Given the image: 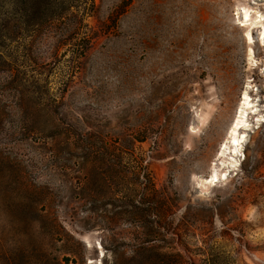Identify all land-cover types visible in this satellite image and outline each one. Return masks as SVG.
<instances>
[{"label": "rangeland", "instance_id": "obj_1", "mask_svg": "<svg viewBox=\"0 0 264 264\" xmlns=\"http://www.w3.org/2000/svg\"><path fill=\"white\" fill-rule=\"evenodd\" d=\"M263 24L257 0H0V264H264Z\"/></svg>", "mask_w": 264, "mask_h": 264}, {"label": "bare ground", "instance_id": "obj_2", "mask_svg": "<svg viewBox=\"0 0 264 264\" xmlns=\"http://www.w3.org/2000/svg\"><path fill=\"white\" fill-rule=\"evenodd\" d=\"M259 2H263L264 0H257ZM245 13H247V18L245 16ZM244 26H249V31L247 32V39L249 40V43H253V38H252V35H251V29L253 27V24H252V12L250 10H247L245 8V11H244ZM258 18H262V15ZM257 19V18H256ZM263 21V20H262ZM256 23V22H255ZM257 24V23H256ZM262 35H264V24L262 26ZM251 53H253V50L251 49L250 50ZM245 102L242 104L241 106V116H239L237 118V120L234 122L233 126H232V134H231V138H230V142H229V145L231 148H235V152L234 154L231 152V156L233 158H238L240 157L241 155L239 154V148H243V140H241V138L237 137L238 133H239V128L241 126V124L243 123V114H244V111L247 110L246 107L248 108H251V109H254V106L251 105V103H249V98L247 97V94H245ZM244 106V107H243ZM259 122H263V120H258ZM232 141L234 143H236L234 146L232 145ZM225 148H227V146H225ZM225 152L224 150L222 151V154H221V157H224L225 156ZM226 175V174H225ZM214 180H217V182H220L222 180V176H219L216 172H214V174L212 175V178L211 180L207 179L206 180V183H209V184H215L214 183Z\"/></svg>", "mask_w": 264, "mask_h": 264}, {"label": "trees", "instance_id": "obj_3", "mask_svg": "<svg viewBox=\"0 0 264 264\" xmlns=\"http://www.w3.org/2000/svg\"><path fill=\"white\" fill-rule=\"evenodd\" d=\"M47 6H50V2H48V5ZM97 140L100 141V147L103 149H100V151L102 152L104 158H123V155L126 154V153H129L128 151H126V149L124 148H121L119 145H118V141H114V143H112L111 141L112 138H109L107 135H97L96 136ZM145 138H136L134 137V140L135 141H138V142H144ZM120 147V148H119ZM123 149V150H122ZM118 152V153H117ZM99 155V154H97ZM107 161V160H106ZM155 194V192H154ZM151 205H152V211H155V215L157 216V218L159 219V231L160 233L161 232H168V233H171V234H174L176 236H179V233H175L173 232V230H171V224H169V222L167 221V218H164L162 216H160L159 211L163 210L162 209H159V205L157 203H153L151 202ZM150 212H151V209H150ZM161 222V223H160ZM232 231H237V232H240L239 230H237L236 228H232L230 229Z\"/></svg>", "mask_w": 264, "mask_h": 264}, {"label": "snow or ice", "instance_id": "obj_4", "mask_svg": "<svg viewBox=\"0 0 264 264\" xmlns=\"http://www.w3.org/2000/svg\"><path fill=\"white\" fill-rule=\"evenodd\" d=\"M245 16H246V18H247V13H245Z\"/></svg>", "mask_w": 264, "mask_h": 264}]
</instances>
